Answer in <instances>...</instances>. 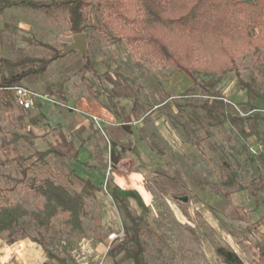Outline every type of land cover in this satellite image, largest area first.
<instances>
[{
	"label": "rangeland",
	"instance_id": "obj_1",
	"mask_svg": "<svg viewBox=\"0 0 264 264\" xmlns=\"http://www.w3.org/2000/svg\"><path fill=\"white\" fill-rule=\"evenodd\" d=\"M123 2L127 11L137 15L134 0ZM86 12L88 27L82 34L86 58L96 76L84 69L75 51L54 62L43 77L21 85L38 95L39 109L20 114L13 103L8 108L0 103V206L20 204L27 212L42 207L43 200L26 182L13 183L22 179V170H27V182L50 179L77 194L81 178L91 181L96 191L83 198L80 225L70 224L68 215L58 212L45 227L34 224L27 232L30 238L39 237L66 264H132L121 261L118 252L108 255L125 238L129 226L120 205L111 198L114 190L139 224L142 264H223L216 256L220 247L235 253L243 264H264L257 248L264 236V205L254 201H264V188L263 192L251 189L253 197L243 192L250 208L241 199L236 201L239 207L234 206L232 195L224 200L219 193L221 180L231 170L239 172L243 185L255 179L253 187H264V166L257 160L264 153V136L259 131L264 123L225 122L223 131L207 127L203 119L202 128L192 124L191 110L178 111L175 104H183L186 97L208 99L206 92L212 88L202 86L217 78L205 77L197 69L208 61L204 53L195 51L193 82L131 49L125 40L114 42L105 17L91 9ZM73 36L61 10L10 8L0 14V57L4 59L45 58L49 53L30 46L28 39L62 51L72 44ZM232 54L233 63L213 90L225 106L220 112L233 118L258 115L264 119V103L254 96L250 99L238 85L239 80H254L253 90L264 95V50L240 48ZM2 72L6 74L5 69ZM76 100L98 103L113 116V124L79 112L73 107ZM38 114L42 116L39 125L31 127L28 120ZM29 131L38 134L31 146L20 140L4 149L2 143L13 133ZM197 138L202 139L199 147L193 143ZM111 140L124 150L110 158V148L104 153V147ZM69 142L79 147L81 164L53 156L42 163L34 156L49 147L66 152ZM249 159H254L253 167ZM112 234L116 238L111 241ZM22 241L13 249H21ZM5 245L0 237V250ZM30 248L41 254L39 264H57L37 244Z\"/></svg>",
	"mask_w": 264,
	"mask_h": 264
},
{
	"label": "trees",
	"instance_id": "obj_2",
	"mask_svg": "<svg viewBox=\"0 0 264 264\" xmlns=\"http://www.w3.org/2000/svg\"><path fill=\"white\" fill-rule=\"evenodd\" d=\"M134 5L137 15L127 11L123 0H0V14L10 8L36 11L61 10L67 16L70 33L77 35L87 29L86 11L91 9L105 17V23L115 34L114 42L125 40L131 49L140 50L145 56L154 58L164 67L184 73L193 82L195 79L191 70L196 60L195 51L203 52L208 61L197 69L205 77L217 78L213 83L206 82L202 86L204 90L208 86L212 88L211 91L206 92L208 99L197 101L186 97L185 102L175 104V108L182 112L186 108L190 109L192 124L199 128L204 126L201 124V119L206 121L207 127L221 131L224 130L225 122L243 124L247 120H255L264 123V119L258 115H247L241 119L220 112V108L225 106L213 91L233 63L234 49H254L255 52L264 50V0H134ZM27 42L30 46L45 49L49 55L45 58L23 56L15 61L0 57V103L7 108L14 104L10 89L38 80L54 62L64 57L61 56L62 51L49 44L34 39H28ZM81 59L84 62V69L92 76H96L87 58ZM2 69L6 70V74ZM254 84V80L248 83L238 81L239 87L246 91L250 99L254 96L264 103V95L253 90ZM37 103L34 109H39L40 105ZM196 111H200L201 115H197ZM22 112L25 111L20 110V114ZM20 117L19 120H22L23 118ZM41 118L40 114L31 116L28 123L31 127H36ZM36 139L37 136L31 131L23 135L13 133L10 140L2 144L4 149H7L8 146L16 145L22 140L31 146ZM201 140L197 138L193 142L194 145L199 147ZM67 144L66 152L49 147L44 151L36 152L34 156L42 163H46L50 156L79 162V147L74 142ZM253 160L249 159L248 162L251 167L254 164ZM257 160L264 166V153L258 155ZM26 171L22 170V179L13 180V183L18 185L26 182L32 193L43 200V205L35 212H27L20 204L0 206V237L8 246L29 239L41 248L48 260L57 264H66L65 260L48 250L39 237L30 238L27 234L28 228L34 224L45 227L58 212L68 215L70 224L80 225L79 218L85 213L83 198L93 195L96 187L91 181L78 178L82 189L77 194L68 191L62 185L55 184L50 179L27 182ZM239 176V172L231 170L221 180L219 193L222 199L228 200L229 196L240 192L251 195V189L263 192V186L253 187L256 184L255 179H252L250 184L243 185L239 181ZM117 191L112 192L111 198L120 205L129 226L125 238L120 240L108 255L118 252L121 254V261L130 260L132 264H142L139 224L130 214L123 199L118 197ZM2 194L3 191L0 190V197ZM254 201L257 205H264V201L255 199ZM257 248L259 256L264 259V236ZM216 256L223 264H243L235 253L223 247L216 249Z\"/></svg>",
	"mask_w": 264,
	"mask_h": 264
},
{
	"label": "crops",
	"instance_id": "obj_3",
	"mask_svg": "<svg viewBox=\"0 0 264 264\" xmlns=\"http://www.w3.org/2000/svg\"><path fill=\"white\" fill-rule=\"evenodd\" d=\"M1 51H2V48L0 44V54H1ZM245 101L246 99L243 100V102ZM73 107L79 112H82L83 114H86V115L91 114L93 116H97L106 125H112L114 122L113 116L106 109H104V107H102L98 103L76 100L74 101ZM83 123L85 125V122L82 121V124ZM259 131L264 136V127L260 128ZM35 135L38 136V134H35ZM107 144L108 145L104 147V150H105L104 153H106L108 151V148H110V152L108 151L110 158L113 155L121 154V152L123 153L124 147L120 146L119 143L111 140V141H108ZM146 151L150 153L148 149ZM147 155H150V154L146 153V156ZM148 158H151V157L148 156ZM230 199L234 206L239 207V205L236 204V201L241 199L242 202L244 201L247 204L248 208H250V202L247 200L248 197L243 192L233 194ZM261 234H263V232ZM20 243H21L20 244L21 249L15 250L13 249L14 245L12 246L5 245V248L0 250V264H39L40 263L39 261L42 260L41 254L36 251L34 252L30 248L32 245L35 246L36 244L33 242L26 243L25 241H22Z\"/></svg>",
	"mask_w": 264,
	"mask_h": 264
},
{
	"label": "built area",
	"instance_id": "obj_4",
	"mask_svg": "<svg viewBox=\"0 0 264 264\" xmlns=\"http://www.w3.org/2000/svg\"><path fill=\"white\" fill-rule=\"evenodd\" d=\"M10 90L13 96L14 105L17 108L25 112L31 111L34 109L35 104L38 102V99H39L38 95L35 92L27 88H24V87H14ZM92 121L99 127V122L96 120V118L93 117ZM251 152L254 155L259 154L257 150H251ZM115 238L116 236L114 234L108 237V239L111 241Z\"/></svg>",
	"mask_w": 264,
	"mask_h": 264
},
{
	"label": "water",
	"instance_id": "obj_5",
	"mask_svg": "<svg viewBox=\"0 0 264 264\" xmlns=\"http://www.w3.org/2000/svg\"><path fill=\"white\" fill-rule=\"evenodd\" d=\"M75 51L81 55V58L86 57V40L84 34L74 35L72 38V44L62 50L61 56H66ZM181 201L185 202L186 200L182 199Z\"/></svg>",
	"mask_w": 264,
	"mask_h": 264
}]
</instances>
